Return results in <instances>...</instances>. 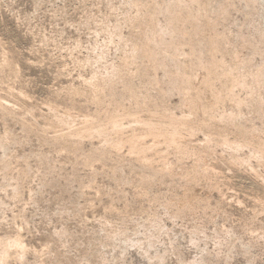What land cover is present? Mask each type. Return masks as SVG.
I'll return each mask as SVG.
<instances>
[{
    "label": "rangeland",
    "instance_id": "obj_1",
    "mask_svg": "<svg viewBox=\"0 0 264 264\" xmlns=\"http://www.w3.org/2000/svg\"><path fill=\"white\" fill-rule=\"evenodd\" d=\"M200 2L202 17L206 15L214 29L203 31L191 61L198 57L207 64L223 57L229 64L236 57L241 64L234 72L238 79L264 70V0ZM136 12L125 0H0V58L13 61L12 69L0 70V103L14 113L7 116L0 110V138L9 135L6 154L0 148V238L21 237L28 252L21 264H160V258L162 264H264V159L252 158L255 144L247 133L253 126L262 130L254 140L264 146V116L255 112L264 90L250 94L236 86L231 95L225 77L215 74L204 90L205 70L190 62V47L179 29L173 31L160 15L158 24L166 33L156 47L161 66L143 77L136 61L126 69L131 75L127 83H118L112 97L104 94L102 105L92 103L88 83L111 77L112 67L130 54L127 40L134 29L125 25L124 17ZM190 26L187 22L179 28L186 31ZM117 34L123 37L120 43ZM214 35L221 36L219 52L208 43ZM175 46L179 56L172 58ZM190 72L197 82L184 95L180 77ZM123 86L144 98L146 107L135 112ZM73 90L77 94L72 95ZM195 95L198 107L191 115L184 99ZM212 97L217 100L214 121L200 127L204 116L199 107L212 103ZM233 99L243 104L237 108ZM129 110L154 122L163 112L176 119L186 115L188 126L202 131L182 137L187 155L181 159L159 140L146 154L149 167L135 160L127 147L105 154L100 137L83 139L77 152L67 140H48L68 130L56 127L55 117L70 115L79 127L84 118L104 120L106 114ZM234 111L236 116L224 127ZM18 118H25L30 134ZM214 122L221 136L247 146L234 154L214 141L220 136L204 142ZM122 123L126 129L137 128L130 121ZM144 140L153 145L149 136ZM6 156L5 170L1 161ZM191 169H206L207 185L200 177L202 183L187 186L185 176ZM186 193L198 198L197 208L178 214ZM12 257L8 264L20 263Z\"/></svg>",
    "mask_w": 264,
    "mask_h": 264
},
{
    "label": "bare ground",
    "instance_id": "obj_2",
    "mask_svg": "<svg viewBox=\"0 0 264 264\" xmlns=\"http://www.w3.org/2000/svg\"><path fill=\"white\" fill-rule=\"evenodd\" d=\"M125 1L129 4L130 7H133L137 10L135 15L124 17L125 25H127V27L129 26L130 28L132 27V29H134V31L132 30L133 33L130 34V38H128V40H127V42L130 44L131 51H130V54H128L122 60V63L119 66L112 67V76L111 77L102 76L99 79L92 78L91 82L88 83V87L90 89L88 92H89V96L92 100V103L97 104V105H102L104 103L103 102V95L104 94H106L109 97H112L114 95V90H115L116 86L118 85V83H121V82L127 83L130 80L131 75L126 72V69H128L129 66L132 65L133 63H136V61H139L138 64L140 65V68L138 69L137 72L140 75H142L143 77H146L148 71H155L157 68H159L161 66V64L157 62V60L161 61V58H160V53L157 51L156 47L165 41V37H166L165 34L166 33H164V30L158 24V17L160 15H163L167 19L168 23L172 26L173 31H175V28L179 29V31L177 32L178 35L182 39H185L186 45L190 47V53L187 55L190 62L193 65L197 64L198 67L205 70L207 77H203L202 78L203 82L201 81L203 83V89L204 90H208V88L210 87L209 76L212 74L221 75V76L225 77L226 81L229 83L228 86H229V91H230L231 95L233 93L234 87H236V86H238L242 89H245V90H249L250 94H252L253 90H256V88L258 90H264V70H262V69L260 70V68H259V70H255L254 72H251V74L249 73V75H247L245 73L244 76L247 75L245 78L238 79V78L234 77V72H239L240 67H241V66H239L240 63L237 62L236 57H234V60H232L233 62L229 63V64L227 62H225L223 57L222 58L221 57L220 58H214L207 64H203L199 60L198 57H197L196 62L191 61V58H193L194 45L200 43L201 40L203 39V37H202L203 31L205 29H214V23L206 15H205V17L204 16L202 17L203 13H201V9L199 7L204 8V4H202L200 2V0H166V1H164V0H125ZM225 1H228V0H225ZM193 4L197 5L196 9H193V7H192ZM222 15H224V11L222 12ZM187 22H190V24H191L189 29L186 31L181 30L179 28V26L181 24H185ZM123 26H124V24H123ZM116 30H117V32L119 31L118 27ZM147 34H148V37H147ZM117 37H118L117 42L120 43L122 41L123 37L120 34H117ZM220 39H221L220 35H214V38H211L208 41L209 45L212 46L218 52L220 51V47H218L217 42ZM255 49H257V48H255ZM258 50H260V49H258ZM260 52H262V51L260 50ZM102 55L100 56V59H103ZM178 56H179V47H177V46L172 47L171 57L176 58ZM100 59L98 58L99 61H100ZM11 62H13V61H11ZM11 62H9L4 57L0 58V70L3 71L4 69L9 67L10 65L12 66ZM145 62L151 63V66L149 68L146 67ZM243 63H242V65H244ZM9 69H12V67ZM191 69H194V67H191ZM242 69H243V67H242ZM263 69H264V66H263ZM195 82H197V80L195 81V77L193 76L192 72L184 73L180 77V84L183 86V88H184L183 90L185 92L184 95L188 94L191 90L194 89V86L196 84ZM198 83H200V82H198ZM200 85L202 86V84H200ZM182 86H181V88H182ZM123 90H125L127 92L128 96L132 100L133 105H134L133 109L136 110L135 112H137V110L141 109V107H140L141 105L146 107L145 106L146 105L145 99L142 98L140 95L128 90V88L125 86H123ZM71 94L75 95V94H77V92L73 90L71 92ZM81 94L83 96L86 95L83 92ZM12 95H13V93H12ZM7 96H8V94H7ZM10 96H11V94H10ZM16 96H18V94ZM16 96H14V97H16ZM18 98H19V96H18ZM20 98H21V96H20ZM196 98H197V95H195L194 98H185L184 99L186 106L190 107V111H189L190 114H191V112H193L194 109H196L195 107L197 106V103H198L196 101ZM213 99H214V101H212V103H210L209 105L207 104L205 106L199 107L200 112L204 116L202 118L201 122L198 123V124H200V127H204L205 124L208 125L207 121H211V122H212V120L214 121V117H213L214 105H215L217 100L215 99V97L214 98L212 97V100ZM233 101H234V104L237 108H239L243 104V102L239 101V100L233 99ZM5 102H7V101H5ZM256 103H257V108L255 110L256 114L259 117L264 116V99L260 98L256 101ZM186 109H187V107H186ZM186 109L184 111H186ZM0 110L4 115H7V116H11L12 114H14L12 111V108H9L7 105H4L2 103H0ZM67 113L69 114V112H67ZM171 114H167V113L163 112V114H161V116L157 115V117L159 116L160 119L157 120V122H154L153 120H150V118L149 119L148 118L142 119L138 116V113H134V111L132 112V110L131 111L129 110V111L123 112L121 115H119V114H106L104 116V120H102L100 118L99 119L95 118L96 120L95 119L94 120H90V119L85 120V118H84V120L82 122H80L79 127H76L75 125H73L74 120L71 121L73 118H70L69 117L70 115L65 116V117H63L64 115L58 116V117H55L56 127H57V125H60L59 127H61V128L66 126L68 130L66 131V127H64L63 129H65L66 132L62 131L63 133L60 132V134H59V132L55 133L57 135L53 136L52 138H49L48 140L50 142L51 141L55 142V141H59V140H67L68 142L72 143L76 147L75 150L77 152L79 150L78 147H79V145L83 139H86V138H89V139L93 138L94 139V137H100V139L101 138L103 139V141L101 140L102 144L104 142V145H105V148L103 151V152H105V154L107 152H110V151H120V149H123V147H127L130 155H132V157L134 156L135 160L139 161L143 166L149 167L150 160L148 159L146 154L151 149V147L154 146V144L159 145V142H158L159 140L164 144V146L166 147V150H168L167 148H173L174 154L175 155L179 154L180 159H181L184 155H187L186 149L181 145L182 137L186 136L188 138V136H190V137L193 136L195 131H197V132L200 131V130H198L200 127L197 126L198 124L197 125H196V123L194 124V122H192L193 125L194 126L196 125L195 127H198V128L193 129L194 127L188 126L190 123L188 124V120L185 117L186 115L176 119L175 117L173 118L171 116ZM236 114H237V112L234 111V115H230L229 117L227 116L225 118L224 127L229 125V122H226V121L227 120H233V118L236 116ZM71 117H73V116H71ZM24 119L18 118V121H19L20 125L23 127L25 133L30 134L31 129L29 128V126H27ZM124 120H127V121L134 123L137 128H133V129L124 128V125L122 123ZM191 120L192 119H190V121ZM197 121H195V122H197ZM192 123H191V125H192ZM210 124L211 123L209 122V125ZM214 124H213L214 127L211 130V132L206 131V133L210 132L208 134H211V135L207 134L208 139L205 138L206 141H204V142H206L207 144L209 142L213 143V140H214L213 138L220 136V138L218 140H214V141H216L219 146L223 145L224 147L226 146V148L228 147V150L231 149L232 153H234V152L236 153V152L240 151L241 149H243L247 146L246 143H243L238 139H235V138L230 139L228 137L221 136L222 134H221L219 126L215 122H214ZM61 125H63V127ZM56 127L54 128V130L56 129ZM184 128H185V130H184ZM204 128H203V130H204ZM46 129L50 130L52 128H50V129L46 128ZM46 129L43 131V134L47 133ZM60 129H57V130L60 131ZM57 130H55V131H57ZM136 130L140 131L141 133L144 132V135H137ZM182 131H185L184 134ZM201 131H202V129H201ZM241 131L242 130H239L238 132L242 133ZM127 132H129L128 135H126ZM249 132L251 133V137H252V138H250L251 142H253L255 144L254 147L251 148V151H250V153L253 157L252 156H250V157L256 158V160L261 161L262 159H264V148H262L264 146L259 145L258 141L256 142V140H254V138L256 137L257 133L263 132V131L256 129V127L254 128V126H253V128L251 127V129L247 133H249ZM145 136H149L150 141L152 139L153 145L152 144L150 145V143L147 144L145 142V140L146 141L148 140V138H146L144 140ZM98 140H99V138H98ZM248 141H249V139H248ZM8 144H9V135L5 134L3 137L0 138V148L3 150V154L7 151L6 147L8 146ZM207 147L205 148L206 152L210 151L209 148H207ZM152 149H154V147ZM209 153H211V151ZM163 155H165V154H163ZM101 157H103V154H101ZM6 158H7V156L4 157L1 161V164L3 165V166L2 165L1 166L3 168H5V170L7 169ZM90 159H91V156L87 157V159H86L87 164H88ZM237 160H239V159H237ZM166 162H167V160H166ZM165 165L166 164L163 165L164 168H165ZM243 165H244V163H243ZM166 167H167V165H166ZM188 171L189 172L185 176V184L187 186H189L190 184L198 185L200 183V181L202 183V180L206 181L203 183H206V185H207L208 181H210L209 180L210 178L207 177L208 172L206 169H204L201 173L196 172V169H191ZM200 177H201V179L202 178L203 179L200 180ZM263 183H264V181H263ZM262 186H264V185H262ZM15 193H16V190H15ZM188 194L187 193L183 194V197L181 198V203L178 206L179 207L178 208V214H182V213L188 212V211L193 212L197 208V206H195V203L197 202L198 198H195L194 196L191 197V195L189 194L190 195L189 196ZM15 236L13 238H11V237L8 238L9 236L8 237L3 236V238H0V264L10 263L8 261H10L9 259H11V257L13 255H14L15 259H17L20 262L19 264H21V262L24 261L25 254L27 252L26 246L22 242L23 240L20 239L21 237H19V235L16 237ZM14 257H12V258H14ZM15 259L13 261L18 262ZM25 263H27V262H25ZM159 263L162 264V258L159 259ZM181 264H183V263H181ZM189 264H191V263H189Z\"/></svg>",
    "mask_w": 264,
    "mask_h": 264
}]
</instances>
